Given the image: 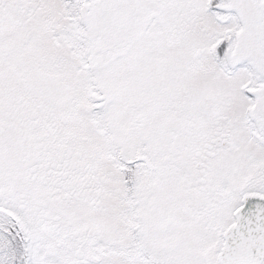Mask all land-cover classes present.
<instances>
[{
    "label": "snow or ice",
    "instance_id": "snow-or-ice-1",
    "mask_svg": "<svg viewBox=\"0 0 264 264\" xmlns=\"http://www.w3.org/2000/svg\"><path fill=\"white\" fill-rule=\"evenodd\" d=\"M0 264H264V0H0Z\"/></svg>",
    "mask_w": 264,
    "mask_h": 264
}]
</instances>
